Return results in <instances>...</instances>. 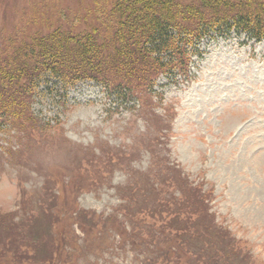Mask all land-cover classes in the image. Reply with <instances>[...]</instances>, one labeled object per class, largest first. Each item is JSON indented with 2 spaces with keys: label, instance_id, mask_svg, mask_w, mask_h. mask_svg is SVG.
Listing matches in <instances>:
<instances>
[{
  "label": "rangeland",
  "instance_id": "rangeland-1",
  "mask_svg": "<svg viewBox=\"0 0 264 264\" xmlns=\"http://www.w3.org/2000/svg\"><path fill=\"white\" fill-rule=\"evenodd\" d=\"M103 2L0 0L1 54ZM195 42L188 75L124 95L44 72L33 120L2 116L0 264H264V39Z\"/></svg>",
  "mask_w": 264,
  "mask_h": 264
},
{
  "label": "trees",
  "instance_id": "trees-1",
  "mask_svg": "<svg viewBox=\"0 0 264 264\" xmlns=\"http://www.w3.org/2000/svg\"><path fill=\"white\" fill-rule=\"evenodd\" d=\"M104 2L85 30L57 27L35 32L8 54L0 48V124L2 116L33 120L28 99L44 72L70 84L98 80L126 95L151 89L174 70L188 75V47L212 30L264 39V0Z\"/></svg>",
  "mask_w": 264,
  "mask_h": 264
}]
</instances>
